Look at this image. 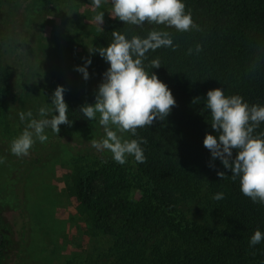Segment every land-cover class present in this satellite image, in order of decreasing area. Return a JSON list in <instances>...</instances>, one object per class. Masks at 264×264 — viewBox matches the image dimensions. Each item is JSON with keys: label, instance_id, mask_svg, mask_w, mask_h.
<instances>
[{"label": "trees", "instance_id": "trees-1", "mask_svg": "<svg viewBox=\"0 0 264 264\" xmlns=\"http://www.w3.org/2000/svg\"><path fill=\"white\" fill-rule=\"evenodd\" d=\"M35 2L0 0V110L11 101H20L19 94L11 93L7 79L11 53L24 41L17 26L31 30L53 3L76 17H85L91 10L94 17L104 12L101 28L93 24L84 33L91 38L88 50L83 39L79 41L80 55L73 67L90 58L87 70L97 87L109 65L98 52L90 54L89 50L107 47L113 31L129 38L146 36L153 28L168 31L175 50H150L144 63L171 90L175 105L162 121L137 129V137L146 141L144 162L129 156L120 165L110 152L91 146L93 139L102 137L96 119L86 120L80 111L82 105L91 103L78 99L66 79L62 84L52 80L42 107L51 110L52 93L63 86L70 124H61L58 133L45 129L47 140L33 147L46 149V155L42 159L37 153L30 155L21 167L18 184L26 181L27 172L41 160L54 158V150L68 153L72 167L64 176L66 190L77 199L76 212L90 236L103 239L106 251L113 254L109 264H264V242L249 246L255 230L264 232V205L244 196L239 179L233 181L231 172L219 159L213 161L203 145L206 133L216 134L204 107L208 90L225 88L226 95L240 94L250 104H264V0H184L199 27L187 32L164 25L124 24L110 16V1L90 10L91 0H42L45 6L39 11ZM84 6L89 9L80 11ZM76 24L81 25V20ZM64 31L70 29L64 27ZM196 44L202 51L188 55ZM156 58L161 67L151 69L150 61ZM52 115L49 111L47 118ZM256 131H264V123ZM137 137L125 132L127 139ZM3 163L8 166L7 160ZM218 171L225 176L219 177ZM217 192L224 198L214 200ZM5 241L0 231V264H4Z\"/></svg>", "mask_w": 264, "mask_h": 264}, {"label": "clouds", "instance_id": "clouds-1", "mask_svg": "<svg viewBox=\"0 0 264 264\" xmlns=\"http://www.w3.org/2000/svg\"><path fill=\"white\" fill-rule=\"evenodd\" d=\"M106 2L108 0H91L94 8H100ZM110 2V16L127 25L142 27L147 23L174 27L181 32L199 30L191 11H186L184 0ZM94 19L100 27L104 22V12L97 13ZM161 47L175 50L177 45L168 31L153 28L146 36L132 35L130 38L126 33L113 31L112 41L107 47L89 50L90 54L98 52L109 67L102 74L95 102L82 105L80 111L86 120H93L99 114L98 123L103 127L104 136L99 140L93 139L91 146L97 151L110 152L112 159L120 165H124L129 156L137 163L144 162L142 145L146 141L137 137V129L151 126L154 120L162 121L175 105L171 90L154 72L147 71L148 65L144 63L148 59L146 53ZM201 51L202 46L196 44L194 49H188L187 54H199ZM91 62L88 58L75 69L84 80L89 78L87 69ZM150 67H161L159 59H152ZM64 92L63 86L56 87L51 97L53 107L51 110L40 108V119L33 118L31 111L18 113L21 122L26 119L28 122L10 143L13 155L26 156L37 140L45 142L46 128L58 133L61 124H70ZM204 101V107L211 115L210 126L216 133L205 134L204 147L210 151L213 161L219 159L231 172L233 181L239 179L240 192L244 196L253 203L264 205V131H256L264 123V104H250L240 94L226 95L225 88L208 90ZM49 111L54 112L51 118H47ZM123 132L137 138L127 139L118 135ZM217 175L223 178L225 173L218 171ZM212 198L219 201L224 194L217 192ZM261 242H264V232L257 229L249 239V246L254 247Z\"/></svg>", "mask_w": 264, "mask_h": 264}, {"label": "rangeland", "instance_id": "rangeland-1", "mask_svg": "<svg viewBox=\"0 0 264 264\" xmlns=\"http://www.w3.org/2000/svg\"><path fill=\"white\" fill-rule=\"evenodd\" d=\"M44 6L42 0L34 3L35 11ZM87 6L80 11L89 9ZM43 14L31 30L22 24L17 26L24 41L7 62L11 67L7 78L11 93L19 94L20 101H11L0 110V231L6 239L3 263L109 264L114 259L113 254L106 251L103 239L95 240L90 236L76 212L77 199L66 190L64 176L72 167L68 153L54 150V158L41 160L27 172L26 181L18 184L24 170L21 167L28 163L30 155L37 153L39 159L46 155V149L33 147L41 145L38 140L26 156L15 158L10 152L11 141L28 122L27 119L21 122L18 113L31 111L33 118L40 119L44 92L52 80L62 84L66 79L75 96L91 104L95 102L98 89L93 78L84 80L73 68L80 55L79 41L83 39L84 49L88 50L91 38L84 33L90 25H98L94 11L85 12V17H76L53 3ZM77 20H81V25L76 24ZM64 27L70 31H64ZM95 119L98 122V113ZM103 133L101 126L99 137L100 134L103 137ZM118 135L125 138V132ZM6 160L7 167V163L5 166L3 163Z\"/></svg>", "mask_w": 264, "mask_h": 264}]
</instances>
